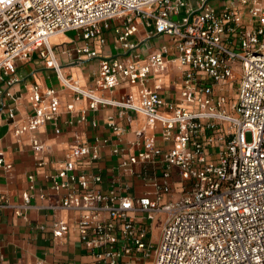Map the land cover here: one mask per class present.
I'll list each match as a JSON object with an SVG mask.
<instances>
[{
    "label": "built area",
    "instance_id": "obj_1",
    "mask_svg": "<svg viewBox=\"0 0 264 264\" xmlns=\"http://www.w3.org/2000/svg\"><path fill=\"white\" fill-rule=\"evenodd\" d=\"M141 22L147 40L172 37L143 65L132 39ZM108 31L124 58H100L94 49L95 40L106 45ZM72 32L84 40L77 56L99 59L97 87L139 86L138 98H102L66 77L51 40ZM35 54L76 100L90 101V110L111 106L146 118L132 143L137 152L113 150L121 175L141 182L140 194L103 193L92 187L102 182L99 171L76 173L84 159L100 160L109 138L96 136L92 146L77 144L57 172L46 175L55 191H68L53 209L79 214L76 229L97 264H149L150 258L151 264H264V0H0V95L12 96L11 87L20 81L16 63ZM171 63L182 74L178 102L160 93ZM152 80L155 85L149 87ZM232 81L238 91L233 102ZM29 102L33 115L26 121H16L14 111L8 118L18 142L30 134L37 166L43 168L48 148L36 132L56 124L61 103L53 89L39 85L31 88ZM67 109L73 111L74 105ZM127 124L107 120L120 142ZM2 165L12 169L0 153ZM28 180L20 204L0 191V209L25 221L36 208L31 195L35 176ZM130 186L126 183L125 189ZM159 214L165 218L154 245L151 224ZM69 232L66 223L53 222L55 239ZM0 262L7 264L1 251Z\"/></svg>",
    "mask_w": 264,
    "mask_h": 264
},
{
    "label": "crops",
    "instance_id": "obj_2",
    "mask_svg": "<svg viewBox=\"0 0 264 264\" xmlns=\"http://www.w3.org/2000/svg\"><path fill=\"white\" fill-rule=\"evenodd\" d=\"M116 27L117 23L112 22ZM148 30L140 24L139 33L132 39L138 43L136 53L140 55L139 63L145 64L163 43H172V37L159 35L147 40ZM106 45L102 46L97 40L93 47L97 50L100 58L122 59L123 51H118L114 44L113 31L106 32ZM55 54L62 66V72L66 77L77 81L80 86L87 90H94L102 98L120 100L125 95H133L138 98L139 86L121 84L113 90H101L96 85L99 70V59L79 57L76 49L84 45V40L79 33L72 32L51 40ZM172 56L174 53L172 52ZM17 77L19 82L11 87V97L0 95V153L4 154L5 162L12 165L11 170L0 166V191L8 195L13 204L23 201V193L30 186L28 176H35L34 190L31 191L32 203L36 207L28 212V221L16 216L13 211L0 209V251L7 264H97L96 258L80 238L76 229L79 214L73 211L53 209L58 207L62 198L68 194L67 190L57 192L52 187L47 174H55L66 161L71 149L77 144L94 145L96 136L109 138L110 143L100 148V160L90 162L88 158L81 161L76 173L88 174L99 171L102 182L92 185L93 188L109 193L115 190L121 194L137 195L142 190L141 182L136 179L122 176L118 170L119 156L115 155V148L124 150L125 153L137 152L132 145L135 141V132L146 123L142 114L133 111L100 106L98 111L90 110V101L86 98L75 99V95L64 88L55 71L48 69L38 55L27 62L16 63ZM162 90L163 98L168 102L181 100L182 74L174 63L169 64L168 71L163 75ZM33 85H39L43 89H53L60 99V115L56 124H48L40 128L36 134L46 144L47 166L38 168L33 155L30 134L22 137L18 142L13 132L12 122L8 113L14 111L16 121L22 123L33 115L29 96ZM152 80L149 87H153ZM4 88L0 83V89ZM73 104V111H68L67 106ZM87 118L86 122L81 117ZM113 118L120 126L126 125L127 132L120 142L116 134L107 127V120ZM92 122H96L95 128ZM56 125V126H55ZM59 128L61 133H56ZM126 154V155H127ZM130 183V189H125V184ZM45 195L41 198L40 195ZM66 223L70 232L62 239H55L52 234V224L55 221ZM44 226L40 230L39 226ZM0 264H2L0 262Z\"/></svg>",
    "mask_w": 264,
    "mask_h": 264
},
{
    "label": "rangeland",
    "instance_id": "obj_3",
    "mask_svg": "<svg viewBox=\"0 0 264 264\" xmlns=\"http://www.w3.org/2000/svg\"><path fill=\"white\" fill-rule=\"evenodd\" d=\"M239 73L238 72H234V78L237 79L239 78ZM229 92H230V95H229V100L231 102H233L234 100L237 99L238 97V91H237V88H236V83L235 81H232L230 83V86H229ZM246 140L248 142L251 141V135L250 134H247L246 136ZM164 218L165 216L163 214H159L155 217L154 220H152V224H151V232H150V240H151V244H154L156 245L159 241V238H160V233H161V229H162V225H163V222H164ZM149 264L152 263V260L150 258V260L148 261Z\"/></svg>",
    "mask_w": 264,
    "mask_h": 264
},
{
    "label": "bare ground",
    "instance_id": "obj_4",
    "mask_svg": "<svg viewBox=\"0 0 264 264\" xmlns=\"http://www.w3.org/2000/svg\"><path fill=\"white\" fill-rule=\"evenodd\" d=\"M58 37V36H57Z\"/></svg>",
    "mask_w": 264,
    "mask_h": 264
}]
</instances>
